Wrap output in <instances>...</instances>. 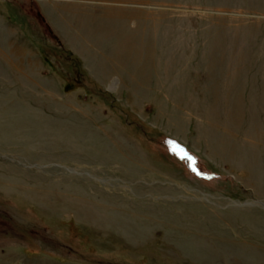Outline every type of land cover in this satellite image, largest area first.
I'll list each match as a JSON object with an SVG mask.
<instances>
[{
  "label": "rangeland",
  "instance_id": "obj_1",
  "mask_svg": "<svg viewBox=\"0 0 264 264\" xmlns=\"http://www.w3.org/2000/svg\"><path fill=\"white\" fill-rule=\"evenodd\" d=\"M0 264H264V0H0Z\"/></svg>",
  "mask_w": 264,
  "mask_h": 264
}]
</instances>
